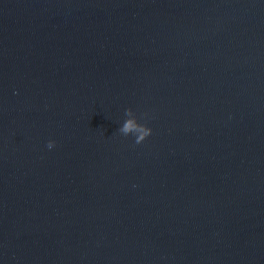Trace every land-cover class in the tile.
Listing matches in <instances>:
<instances>
[{
  "label": "water",
  "instance_id": "95a60500",
  "mask_svg": "<svg viewBox=\"0 0 264 264\" xmlns=\"http://www.w3.org/2000/svg\"><path fill=\"white\" fill-rule=\"evenodd\" d=\"M0 264H264V0H0Z\"/></svg>",
  "mask_w": 264,
  "mask_h": 264
},
{
  "label": "clouds",
  "instance_id": "9594fccd",
  "mask_svg": "<svg viewBox=\"0 0 264 264\" xmlns=\"http://www.w3.org/2000/svg\"><path fill=\"white\" fill-rule=\"evenodd\" d=\"M152 133V128L148 127V126H144V132L143 135L141 137V141H143L146 137H148L149 135H151ZM139 143V141H138ZM55 146V141L54 140H49L48 141V148L51 149Z\"/></svg>",
  "mask_w": 264,
  "mask_h": 264
}]
</instances>
